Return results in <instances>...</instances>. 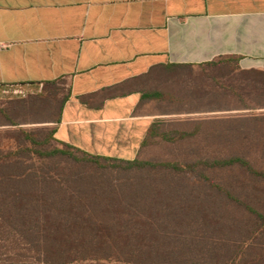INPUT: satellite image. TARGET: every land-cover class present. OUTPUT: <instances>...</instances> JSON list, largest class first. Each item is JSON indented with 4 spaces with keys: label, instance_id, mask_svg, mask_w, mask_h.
I'll return each mask as SVG.
<instances>
[{
    "label": "crops",
    "instance_id": "1",
    "mask_svg": "<svg viewBox=\"0 0 264 264\" xmlns=\"http://www.w3.org/2000/svg\"><path fill=\"white\" fill-rule=\"evenodd\" d=\"M230 56L237 66L215 63ZM262 73L264 0H0V90L26 91L0 97V136L53 133L56 146L142 159L203 126L176 117L264 121ZM198 76L228 79L241 104L182 106L172 84ZM173 119L195 125L173 128Z\"/></svg>",
    "mask_w": 264,
    "mask_h": 264
},
{
    "label": "rangeland",
    "instance_id": "2",
    "mask_svg": "<svg viewBox=\"0 0 264 264\" xmlns=\"http://www.w3.org/2000/svg\"><path fill=\"white\" fill-rule=\"evenodd\" d=\"M198 77L188 78L187 84H172L182 106L205 110L241 104L225 91L231 87L228 79ZM197 89L208 94L199 97L194 93ZM0 97L9 96L0 92ZM239 114L176 117L203 118V126L196 135L149 146L142 159L185 163L243 155L256 169L264 170V126H258L264 121L247 123L234 117ZM170 124L188 129L195 125L174 119ZM4 136H0V154L7 155L17 144L15 138ZM53 144L45 145L46 150ZM76 155L85 157L81 152ZM257 212L264 214V177L239 165L174 171L100 167L85 159L27 151L0 158V226H48L44 220L48 213L53 221H63L62 226H114L146 232L142 240L148 243L149 256L154 257L148 262L153 264H226L230 260L264 264V221ZM87 238L96 239L90 230ZM138 239L132 238L133 246ZM140 252L122 251L111 258L72 264H137Z\"/></svg>",
    "mask_w": 264,
    "mask_h": 264
},
{
    "label": "trees",
    "instance_id": "3",
    "mask_svg": "<svg viewBox=\"0 0 264 264\" xmlns=\"http://www.w3.org/2000/svg\"><path fill=\"white\" fill-rule=\"evenodd\" d=\"M238 59L236 56H230L220 58L215 63L237 66ZM262 79L264 81V73H262ZM4 137L11 140L15 138L16 140L17 146L15 150L8 152L10 155L23 151L42 156L58 154L66 155L76 160L85 159L96 163L100 167L120 166L128 169L185 171L198 167L227 168L239 165L246 167L257 176L264 177V170L256 169L253 163L243 155L185 163L141 159L126 160L91 154L64 143L62 146H56L53 144L55 139L53 133L42 136L22 130L21 132H7ZM47 144H53L54 146L48 151L45 148ZM76 152L83 153L85 157L79 158ZM7 155L0 154V158L7 157ZM209 181L214 183L213 179H209ZM47 214L44 215V220L49 223L48 226H0V264H72L86 259L111 258L122 251H128L131 254L134 251H141L137 264H153V262H148L154 259L153 256H149L152 253L146 248L148 243L142 240L146 232L143 235L132 229L128 230L114 226H62L63 221L56 219L53 221L51 215ZM256 215L264 221L263 213L257 212ZM88 229L94 234L95 241L88 240ZM133 237L139 238L135 243L136 246H133L131 241ZM160 264L169 263L163 261ZM226 264L234 263L233 260H230Z\"/></svg>",
    "mask_w": 264,
    "mask_h": 264
},
{
    "label": "built area",
    "instance_id": "4",
    "mask_svg": "<svg viewBox=\"0 0 264 264\" xmlns=\"http://www.w3.org/2000/svg\"><path fill=\"white\" fill-rule=\"evenodd\" d=\"M1 87V85H0ZM0 92L5 96H25L26 91L20 86H4Z\"/></svg>",
    "mask_w": 264,
    "mask_h": 264
}]
</instances>
